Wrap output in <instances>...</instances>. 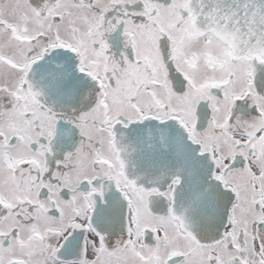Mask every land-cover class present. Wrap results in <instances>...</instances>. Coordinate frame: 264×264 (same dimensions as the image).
I'll use <instances>...</instances> for the list:
<instances>
[{
	"label": "snow or ice",
	"instance_id": "snow-or-ice-1",
	"mask_svg": "<svg viewBox=\"0 0 264 264\" xmlns=\"http://www.w3.org/2000/svg\"><path fill=\"white\" fill-rule=\"evenodd\" d=\"M0 264H264V0H0Z\"/></svg>",
	"mask_w": 264,
	"mask_h": 264
}]
</instances>
